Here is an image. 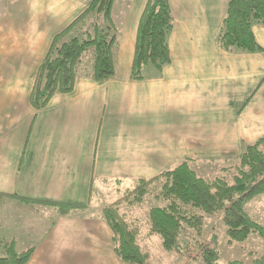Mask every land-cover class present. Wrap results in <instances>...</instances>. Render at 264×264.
Returning <instances> with one entry per match:
<instances>
[{
  "label": "crops",
  "instance_id": "crops-1",
  "mask_svg": "<svg viewBox=\"0 0 264 264\" xmlns=\"http://www.w3.org/2000/svg\"><path fill=\"white\" fill-rule=\"evenodd\" d=\"M92 1L0 0V253L7 241L18 252L35 248L28 264H121L100 204L184 161L235 162L264 137V25L253 27L263 51L223 50L231 0H169L172 61L142 81L131 67L147 0L126 10L123 69L114 4L116 76H80L72 93L36 112L30 96L54 37ZM53 204L76 207L61 214Z\"/></svg>",
  "mask_w": 264,
  "mask_h": 264
},
{
  "label": "trees",
  "instance_id": "trees-1",
  "mask_svg": "<svg viewBox=\"0 0 264 264\" xmlns=\"http://www.w3.org/2000/svg\"><path fill=\"white\" fill-rule=\"evenodd\" d=\"M115 1L93 0L70 26L54 37L30 96L36 112L45 109L54 96L72 93L80 76L98 83L116 76L119 37L112 14ZM256 24L264 25V0H231L217 38L219 46L227 52L263 51L253 31ZM173 27L170 1L147 0L138 26L132 80H144L147 66L162 72L171 64L169 39ZM90 52L93 59L86 70L83 59ZM223 172H236L233 182L226 176L199 177L190 161H184L154 178L138 180L134 189L103 209V219L112 232L117 258L124 264H151L150 255L139 244V222L122 213L121 207L143 203L152 195L155 185L160 186V191L154 197L165 205L149 211L147 236L160 237L167 252L189 253L198 245L197 258L201 257L206 264H219L216 245L200 240L206 216L218 212H223L222 221L230 244L244 242L253 234L264 237V226L246 211L250 201L264 195V137L246 145L235 163ZM21 201L34 203L25 198ZM53 205L61 214L76 207ZM1 247L0 264H28L35 252V248L18 252L14 241H7ZM227 264L245 263L231 261ZM252 264H264V256L256 257Z\"/></svg>",
  "mask_w": 264,
  "mask_h": 264
},
{
  "label": "rangeland",
  "instance_id": "rangeland-1",
  "mask_svg": "<svg viewBox=\"0 0 264 264\" xmlns=\"http://www.w3.org/2000/svg\"><path fill=\"white\" fill-rule=\"evenodd\" d=\"M133 0H117L114 9V21L122 30V44L123 50L121 53V68L123 69L127 64L128 56L131 50V30L126 29L124 24L125 15L129 5ZM139 1V0H134ZM123 27H125L123 29ZM119 28V29H120ZM93 59L92 53H87L83 59V68L88 69ZM145 74H149L150 70H155L152 66L144 68ZM204 159V158H203ZM235 158L225 156L222 158H210V160H201L199 165H192L199 177L204 179H214L221 176H226L230 182H233L236 172L225 174L223 169L233 165ZM160 191V186L155 185L152 188V195H148L144 202L135 205H123L121 212L130 216L131 220L138 221L141 227V236L139 244L144 252H147L151 258V264H206L201 257H198L199 247L195 245V249L189 253L167 252L163 249L160 237L149 238L147 232L149 230L148 216L149 211L154 207H162L164 202L155 199L154 195ZM118 199V198H116ZM115 200H110L100 207H106ZM100 208V209H101ZM246 211L250 217L257 223L264 226V195H260L250 201L246 205ZM11 218V214L8 215ZM223 212H218L213 216H206V223L203 236L200 237L202 242L213 243L216 245L219 252L218 263L227 264L231 261H243L245 264H252L256 257L264 256V237L257 234L251 235L246 241L241 243L230 244L227 234L226 226L223 221ZM184 239V238H183ZM181 239V242H185ZM1 255V254H0ZM121 264H124L121 262Z\"/></svg>",
  "mask_w": 264,
  "mask_h": 264
}]
</instances>
